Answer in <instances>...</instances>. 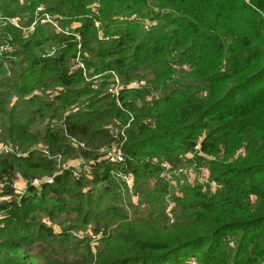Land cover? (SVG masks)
<instances>
[{
	"label": "trees",
	"instance_id": "16d2710c",
	"mask_svg": "<svg viewBox=\"0 0 264 264\" xmlns=\"http://www.w3.org/2000/svg\"><path fill=\"white\" fill-rule=\"evenodd\" d=\"M41 6L70 32L0 25V46L13 49L0 55V138L22 151L0 155V181L20 172L53 182L0 206V264H188L198 251L201 264H264V0H0V15L29 27ZM77 60L101 80L72 70ZM113 73L118 98L107 90ZM128 122L125 140L109 130ZM200 137L191 164L217 156L205 164L222 187L174 179L182 184L170 223L165 196L177 187L160 177V162L178 164ZM117 142L125 162L101 160ZM39 144L93 161L92 176L54 173L42 150L26 154ZM119 172L133 176V192ZM37 212L92 223L103 237L97 260Z\"/></svg>",
	"mask_w": 264,
	"mask_h": 264
},
{
	"label": "rangeland",
	"instance_id": "374dc122",
	"mask_svg": "<svg viewBox=\"0 0 264 264\" xmlns=\"http://www.w3.org/2000/svg\"><path fill=\"white\" fill-rule=\"evenodd\" d=\"M154 12H157V10H155ZM1 18H6V23H4L2 20H0V25H6V24H12L13 26L21 29L22 31H26L29 32L28 30H26L28 28V25L25 26L23 25V21H21L20 18L18 17H10V16H0ZM158 22V21H156ZM41 24V23H40ZM53 24H56L58 27H60L62 30H67L70 31V27L69 26H62L61 22L59 20H57L56 18H54L52 20L51 25L55 28V26ZM99 22L96 23V28H100L99 27ZM56 29V28H55ZM57 30V29H56ZM59 31V30H58ZM61 33V31H60ZM13 49L10 46L7 45H2L0 46V55L1 53L4 52H10ZM54 51V50H53ZM53 54L52 52L49 54L51 55ZM77 69H82L83 74L87 77V80H90V82L95 83L98 80H101L102 76L98 75L94 78L88 76L87 74V69L84 63H82L81 61L77 60L73 65H72V70H77ZM95 80V81H94ZM119 82L116 83L115 85L118 86V88H121L123 86L122 82L120 81L119 77H118ZM140 82H138L135 86V88H138L140 86ZM113 85V84H112ZM112 85H109L108 88ZM96 88H98L97 84L94 85ZM94 87V88H95ZM108 90V89H107ZM43 91H34V95L38 98H42L44 95H42ZM48 94V93H47ZM51 96V94L49 95ZM148 101H151V97H149L147 99ZM14 101H16V99H14ZM131 122V121H130ZM130 122H128V124L124 127H120V128H124L126 129ZM60 125L59 122L56 121H52L51 126H57ZM114 125H111L109 127V130L112 134H114ZM1 132V131H0ZM115 135V134H114ZM116 136V135H115ZM118 138V140L123 139L124 136H116ZM120 145V146H118ZM113 147H120L122 149V144H119V142L114 143ZM46 147L43 146L42 144H39L35 147H33L31 150L27 151V155L33 154V156H37V154L39 153V151L41 152V150L43 151L44 155H46L48 158H52L54 163H55V172L56 174H63V173H68L69 175L73 176V177H91L92 173H93V161H89L86 158L80 156V155H76V156H64L62 154H58V155H54L52 156L49 152L48 154L45 153V149ZM107 148H103L100 150L99 154L101 157V160H105V156H107V153L109 152V150H107ZM199 151V150H198ZM123 152V149H122ZM22 151L20 149H16L13 144L10 143V141H8L7 139H1L0 138V155H13V154H21ZM35 153V154H34ZM191 153H186V154H182L179 156V161L177 162L178 164H173L174 167H172L173 170H171L169 173L170 175H173V177L177 180V179H182V182H186L188 184H195L198 183L197 181V177L196 176H187L185 174H179L177 173L176 167H178L179 165L182 166H193L196 169H199V165L200 166H204L203 168L209 171V175L210 170L208 168H206V164L205 161H209L210 158L211 159H216V157L212 158V157H205L208 158L206 160H204V162L198 165V163L194 162L191 165L192 160H195V158L197 157V154H194L193 157L190 156ZM199 155H203L202 153H199ZM0 156V157H1ZM218 156H223V153L219 154ZM107 160V159H106ZM162 162H167V160H161ZM97 164V161H96ZM119 164V163H118ZM53 173V174H54ZM118 177L120 180L123 181L124 183V187L123 190L126 191V189L130 192V190L134 189V178L132 180L131 185H128L127 183H125V181L123 180L122 174L121 172L118 173ZM9 178V179H8ZM8 178H4L3 181H0V206H15L16 204H18V202L20 201L21 197L28 195L29 193V188L33 187L35 190L38 191V193H40V191L42 190V186L43 184L46 183H51L53 182V177L46 175V176H42L40 177H33L32 179H29L28 177H24L20 172H16L15 174L11 175ZM165 178V177H164ZM211 178V175H210ZM166 179V178H165ZM211 180H213L211 178ZM51 181V182H50ZM182 182L179 181H172L170 182L171 184L173 183V186H176L177 189L173 190L172 192H170L168 195L165 196V199L167 201L166 207H165V212L167 211L168 207H170L172 209L171 213L166 212V215L169 217L170 220V216L174 217L173 211L175 209V198L177 197V195H181L180 191L178 190V186H180L182 184ZM91 187H94L95 184L94 183H90ZM126 185V186H125ZM201 185V184H200ZM203 190L210 192L208 189L204 188ZM220 190V189H218ZM127 193V191H126ZM97 195V194H96ZM167 198L172 201L168 202ZM57 201L52 200L50 201L49 206L56 208L55 209V213H57V215L61 214V209H60V203L57 206L58 203H56ZM91 208H94V204L92 205ZM35 217L34 220H40L42 224H49L53 227V230L55 231V233L60 236V233H65L68 236V240H69V244L72 245L73 249H79V250H86V252L90 255V256H94V260L96 259V245L97 243L103 238L101 232L98 233V235H93L96 234L94 233L95 231H93L92 229V223H87L84 224L83 222H73L71 219L74 218V216H64V218H56V217H52L50 218L47 215H39L38 216V212L35 213ZM5 215H6V211L5 210H0V229L5 225V227L7 226V223L4 224V222L2 220H5ZM38 216V217H37ZM174 221H175V217H174ZM173 223V222H170ZM23 234V233H21ZM30 234V233H29ZM40 243V242H39ZM30 244H34V240L30 241ZM41 244V243H40ZM74 245V246H73ZM205 251H208V246L205 247ZM34 253V252H33ZM205 252H197L195 256H197L196 260L193 259L191 260L188 264H199L200 260L203 259V257L205 256ZM96 263V262H95ZM94 263V264H95ZM201 264V263H200Z\"/></svg>",
	"mask_w": 264,
	"mask_h": 264
},
{
	"label": "built area",
	"instance_id": "2783aa9c",
	"mask_svg": "<svg viewBox=\"0 0 264 264\" xmlns=\"http://www.w3.org/2000/svg\"><path fill=\"white\" fill-rule=\"evenodd\" d=\"M42 14V15H41ZM1 16V15H0ZM54 19L53 16H51L48 13H44V8L41 6L37 9V13H36V19L33 21V23L26 29L29 32H32L36 29V26L38 25V23L41 24H45V23H52V20ZM0 20H2L4 23H6V18H1ZM55 26V28L63 33L68 34L70 31L67 30H62L60 27H58L56 24H53ZM147 28V26H146ZM113 80L114 82L111 84L112 86H110L108 88V93L112 94L114 97L119 96L120 91L122 89L118 88V86H116L115 84L119 82L118 80V76L116 74L113 73ZM137 84V82H132V84L130 85V87H135ZM118 105H120L118 103ZM114 134L116 136H124L123 140H125V136H126V129L124 128H120L119 126H115L114 128ZM202 138L200 137L197 140L196 146L194 147V151L191 152V157H193L194 154H197L198 150L200 151V143H201ZM120 146V145H118ZM107 150H109V152L107 153V156H105V158L111 162V163H124L125 162V155L124 152H122V149L120 147H110ZM45 153L48 154V150H45ZM199 154V153H198ZM221 154V153H220ZM193 164V163H192ZM191 164V165H192ZM160 165L162 167V172L160 173V177L166 180H171L173 181L175 178L173 177V175H170V171L173 170L172 169V165L168 162H160ZM177 173L179 174H185L187 176H196L197 177V181L204 186V188L208 189L210 192H216L218 189H220L222 187V184L218 181L215 180H211L210 175H209V171L206 169H196L193 166H182L179 165L178 167H176L175 170ZM122 174L123 180L125 181V183H127L128 185H131L132 183V175L130 174ZM165 177V178H164ZM53 181V180H52ZM51 182V181H50ZM130 192H132V190H130ZM179 196V195H177ZM134 200H138V195H134ZM168 202H171L168 198H167ZM172 209L170 207H168L167 211L168 213H171ZM170 222H174V217L170 216Z\"/></svg>",
	"mask_w": 264,
	"mask_h": 264
}]
</instances>
